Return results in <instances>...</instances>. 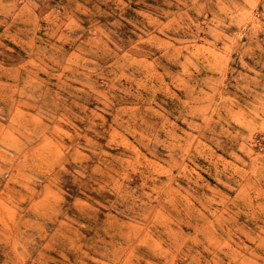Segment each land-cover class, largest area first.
<instances>
[{
  "label": "rangeland",
  "instance_id": "obj_1",
  "mask_svg": "<svg viewBox=\"0 0 264 264\" xmlns=\"http://www.w3.org/2000/svg\"><path fill=\"white\" fill-rule=\"evenodd\" d=\"M0 1V264H264V0Z\"/></svg>",
  "mask_w": 264,
  "mask_h": 264
},
{
  "label": "crops",
  "instance_id": "obj_2",
  "mask_svg": "<svg viewBox=\"0 0 264 264\" xmlns=\"http://www.w3.org/2000/svg\"><path fill=\"white\" fill-rule=\"evenodd\" d=\"M1 2V1H0Z\"/></svg>",
  "mask_w": 264,
  "mask_h": 264
}]
</instances>
